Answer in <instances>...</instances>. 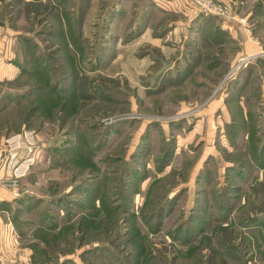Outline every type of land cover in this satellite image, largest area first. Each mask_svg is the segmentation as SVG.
<instances>
[{
  "label": "rangeland",
  "instance_id": "1",
  "mask_svg": "<svg viewBox=\"0 0 264 264\" xmlns=\"http://www.w3.org/2000/svg\"><path fill=\"white\" fill-rule=\"evenodd\" d=\"M167 1L0 0V148L35 138L27 174L0 162L2 239L29 264H264V58L235 68L233 36L264 49V0Z\"/></svg>",
  "mask_w": 264,
  "mask_h": 264
},
{
  "label": "built area",
  "instance_id": "2",
  "mask_svg": "<svg viewBox=\"0 0 264 264\" xmlns=\"http://www.w3.org/2000/svg\"><path fill=\"white\" fill-rule=\"evenodd\" d=\"M259 58H264V49L242 55L234 67L247 66L250 62L258 60ZM23 140H26L29 145L26 148L22 146L25 142ZM34 142L35 138L32 132L24 130L22 133L6 138V143L9 146L8 150L6 148H0V162L5 161L8 163L12 169L14 179L27 174L34 163V157L32 156L34 151L33 146L30 147V145H34ZM0 181L6 182V179L0 177Z\"/></svg>",
  "mask_w": 264,
  "mask_h": 264
},
{
  "label": "crops",
  "instance_id": "3",
  "mask_svg": "<svg viewBox=\"0 0 264 264\" xmlns=\"http://www.w3.org/2000/svg\"><path fill=\"white\" fill-rule=\"evenodd\" d=\"M173 1L174 0H170V1H167V3H172ZM248 1L249 0H247L246 2L248 3ZM252 1H255V0H252ZM159 2L163 3L161 1H159ZM187 2H189V1H187ZM244 3H245V1L243 2V5H244ZM251 3H253V2H251ZM263 6H264V3H263ZM222 24H223L222 25L223 27L228 26V28H230V29H233L235 27L234 26L235 21L230 19V18L229 19L223 18ZM239 31H240L239 33H233V36L237 39L238 44L242 47V52L243 51H246V52L256 51L259 48L258 44H256L255 42H252V40L249 38V35L246 32V30L244 31V27H243V29L239 27ZM2 198H5V199L10 198V195L9 194L0 195V200ZM2 219H3V214L0 213V248L2 245H4L7 249H9V251H10V249H12L11 251L15 252L16 248L18 249L19 246L16 243L14 244V241H12L10 239H6V240L2 239V232L4 230L9 235H11L10 233H12L10 231L11 228L9 227V223L3 222L4 219L3 220ZM3 228H4V230H3ZM16 253H17V251L15 253H13L15 257H8L6 259V260H8L10 258L9 262L6 264H29V262L27 261V257L24 255V253L20 254L21 256H19V257L16 255Z\"/></svg>",
  "mask_w": 264,
  "mask_h": 264
},
{
  "label": "trees",
  "instance_id": "4",
  "mask_svg": "<svg viewBox=\"0 0 264 264\" xmlns=\"http://www.w3.org/2000/svg\"><path fill=\"white\" fill-rule=\"evenodd\" d=\"M0 208H2V206L0 205Z\"/></svg>",
  "mask_w": 264,
  "mask_h": 264
}]
</instances>
